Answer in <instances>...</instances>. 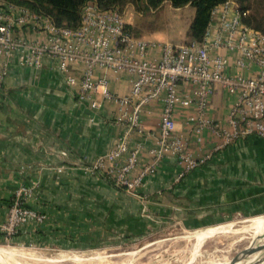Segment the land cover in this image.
<instances>
[{
    "label": "crops",
    "instance_id": "0c3cea01",
    "mask_svg": "<svg viewBox=\"0 0 264 264\" xmlns=\"http://www.w3.org/2000/svg\"><path fill=\"white\" fill-rule=\"evenodd\" d=\"M23 32L45 37L42 30L24 27ZM159 36L153 32L144 37ZM157 52L151 49V54ZM220 52L229 60L226 73L249 75L257 69L256 65L235 68L232 51ZM57 62L46 56L40 67H30L14 54L0 82V221L7 218L16 188L31 182L36 187L27 203L45 214L41 222L21 224L14 235L0 230V243L35 244L43 253L73 252L123 242L126 236H141L163 225L198 229L264 214V138L247 135L217 147L221 139L214 129L198 125L196 85L190 82L178 84V92L193 100L187 106L175 105L172 136L181 137L193 157H206L203 162L179 176L176 155L166 150L155 170L130 190L111 181L105 168L90 170L89 165L114 148L126 130L130 147L140 145L128 178L152 163L149 150L157 143L163 97L142 104L140 127L129 128L115 118L120 113L117 99L97 93L80 98L79 80L66 85ZM81 66L70 64L77 77ZM103 73L115 95L130 92L134 73L94 68L96 76ZM236 98V92L215 85L203 118L227 126ZM126 156L121 155L114 167Z\"/></svg>",
    "mask_w": 264,
    "mask_h": 264
},
{
    "label": "built area",
    "instance_id": "2783aa9c",
    "mask_svg": "<svg viewBox=\"0 0 264 264\" xmlns=\"http://www.w3.org/2000/svg\"><path fill=\"white\" fill-rule=\"evenodd\" d=\"M247 13L248 10H241L235 0H224L213 7L201 40L173 42L161 36L146 38L134 35L127 27L132 23L126 20L124 12L117 7L101 8L96 0H87L82 5L80 21L75 27L56 25L48 15L0 0V82L14 54L22 64L30 67H40L46 56L55 57L66 85L71 86L79 80L80 98L97 93L117 99L120 113L115 118L127 122L129 128L140 127L142 104L162 96L158 139L156 146L149 150L154 157L152 163L144 166L133 178H128V172L136 164L140 145L130 147L126 130L114 148L88 168H105L104 174L111 177L117 186L130 190L155 170V163L170 149L181 167L179 176H183L206 157H193L186 149L185 141L172 136L175 105L187 106L193 100L178 92L180 82L196 85L198 125H210L214 129L221 139L217 147L247 135L264 138V33L243 21ZM24 27L42 30L45 37H30L23 32ZM154 48L158 51L155 55L151 54ZM221 48L232 51L233 67L249 69L256 65L257 69L249 75L226 73L229 60L220 52ZM73 62L82 65L79 77L71 70ZM95 67L134 73L130 92L115 95L109 89L107 75L96 76ZM215 85L237 93L228 113L227 126L203 118L208 96ZM90 101L97 105L94 99ZM193 118L189 116V119ZM124 153H127L125 162L115 168V161ZM113 171L115 174L111 176ZM35 187V182H31L16 188L7 218L0 221V230L7 236L16 234L20 225L28 220H44L45 214L27 203Z\"/></svg>",
    "mask_w": 264,
    "mask_h": 264
},
{
    "label": "rangeland",
    "instance_id": "374dc122",
    "mask_svg": "<svg viewBox=\"0 0 264 264\" xmlns=\"http://www.w3.org/2000/svg\"><path fill=\"white\" fill-rule=\"evenodd\" d=\"M242 4L247 7L249 14L264 13V0H245ZM123 11L126 20L143 36L156 32L168 41L182 42L190 39L186 35V29L193 7L189 5L174 8L164 1L158 7L146 11L128 3ZM245 219L238 217L231 221L232 225L229 222L219 225L226 227V231L205 237L197 249L196 239L192 235L197 229H185L177 223L154 228V231L141 236H126L123 242L108 243L107 246L96 245L73 252L43 253L35 244H17L11 241L1 242L0 247L14 253L22 264H235L247 255L252 259L261 251L245 253L249 248L253 249L256 238L250 230H238L250 222ZM257 242L259 246H264V234ZM234 256L236 258L233 260Z\"/></svg>",
    "mask_w": 264,
    "mask_h": 264
},
{
    "label": "trees",
    "instance_id": "16d2710c",
    "mask_svg": "<svg viewBox=\"0 0 264 264\" xmlns=\"http://www.w3.org/2000/svg\"><path fill=\"white\" fill-rule=\"evenodd\" d=\"M26 7L36 13L48 15L56 25H65L75 27L80 21V12L82 5L87 0H2ZM101 8L117 7L121 12L128 3L134 4L142 10L158 7L162 2L167 1L174 8L189 5L193 7V13L189 19L186 29V35L190 40H201L204 31L211 19L213 7L224 0H96ZM241 10H248L242 3L245 0H235ZM243 21L252 27L261 30L264 33V13L261 15H252L247 13L243 16ZM127 27L136 36H143L134 27L133 24H127ZM111 181H113L111 179Z\"/></svg>",
    "mask_w": 264,
    "mask_h": 264
},
{
    "label": "bare ground",
    "instance_id": "6f19581e",
    "mask_svg": "<svg viewBox=\"0 0 264 264\" xmlns=\"http://www.w3.org/2000/svg\"><path fill=\"white\" fill-rule=\"evenodd\" d=\"M246 219L250 220L251 223L248 225L241 226L240 228H238V230L239 231L240 230H242V231L250 230L253 232V236H255L256 238H255V241L253 243V249L249 248L245 253L248 254V252L250 253L252 250H254V252H257L259 250H261V251L258 252L252 259L245 258V259L240 260L238 263H235V264H264V246H259L258 242H257L258 239H260V237L264 234V214L256 216V217L246 218ZM229 224L232 225V222ZM225 228L226 227H219V225H217V226H210V227H206V228L197 229L194 234L192 233V235L196 239V247L195 248L197 249L198 246H200L199 244L202 242V240L205 237L213 235V233L225 230ZM194 252H196V251H194ZM0 263L1 264H22L21 262H19L16 259L14 253L9 252L8 250H6L3 247H0Z\"/></svg>",
    "mask_w": 264,
    "mask_h": 264
},
{
    "label": "water",
    "instance_id": "95a60500",
    "mask_svg": "<svg viewBox=\"0 0 264 264\" xmlns=\"http://www.w3.org/2000/svg\"><path fill=\"white\" fill-rule=\"evenodd\" d=\"M234 258H236L235 256L234 257H232V259L234 260ZM1 264V263H0Z\"/></svg>",
    "mask_w": 264,
    "mask_h": 264
}]
</instances>
